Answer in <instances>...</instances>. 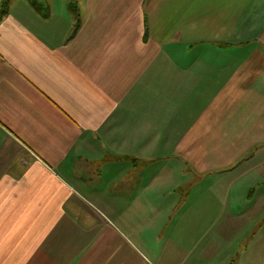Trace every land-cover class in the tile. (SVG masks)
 <instances>
[{
	"label": "crops",
	"instance_id": "0c3cea01",
	"mask_svg": "<svg viewBox=\"0 0 264 264\" xmlns=\"http://www.w3.org/2000/svg\"><path fill=\"white\" fill-rule=\"evenodd\" d=\"M260 203L264 0H0V264H212Z\"/></svg>",
	"mask_w": 264,
	"mask_h": 264
},
{
	"label": "rangeland",
	"instance_id": "374dc122",
	"mask_svg": "<svg viewBox=\"0 0 264 264\" xmlns=\"http://www.w3.org/2000/svg\"><path fill=\"white\" fill-rule=\"evenodd\" d=\"M199 200L200 199L196 198V202L194 205L200 206L199 207L200 211H202L203 205L205 206L207 211H210L208 210V207L211 206V205L208 206V204L210 203L206 205L205 203ZM260 204L261 207H264V203H260ZM186 205L184 204L185 207L182 210L186 208ZM238 205L240 206L241 204L238 203ZM250 205H254V203L247 204L246 202H243L241 207L246 208L248 206L250 208ZM220 207H223V204L221 202H217L212 207V210H215L216 208H220ZM263 211L264 210H259V211L256 210L254 211V213L250 214L252 216L249 215L250 217H248L247 222L244 225H242L243 232H241L240 234L229 237L225 239L222 243L219 242V238H217L216 246L217 245L219 246L212 247L213 249L211 253L212 261L210 262L212 264H218L221 262L226 263L228 261V257L230 258L236 257V258H241L243 262L244 261L246 262L247 259H253V264H264V212ZM221 216H219L216 220L213 218L211 220L212 224H217L220 222V220H224V218L221 219ZM193 219H194V223L196 224V228H204L207 222H209L206 218H193ZM147 224H148L147 227H151V225L148 222ZM169 224L170 223L168 222V226H170ZM248 254L250 256H248ZM226 264H230V262Z\"/></svg>",
	"mask_w": 264,
	"mask_h": 264
}]
</instances>
